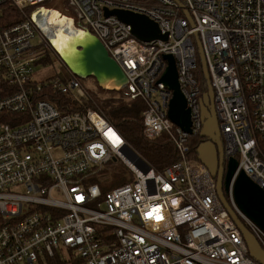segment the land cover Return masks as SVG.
I'll return each instance as SVG.
<instances>
[{
	"label": "built area",
	"instance_id": "obj_1",
	"mask_svg": "<svg viewBox=\"0 0 264 264\" xmlns=\"http://www.w3.org/2000/svg\"><path fill=\"white\" fill-rule=\"evenodd\" d=\"M46 1L0 0V264H37L55 255L66 264H261L218 200L214 178L188 158L186 141L202 128L198 40L223 158H235V175L244 171L264 190V0H180L183 9L173 0H66L73 19L124 72L123 96L145 102L144 136L166 133L173 141L179 160L163 170L139 155L132 160L100 110L45 98L88 97L65 67L63 75L34 77L49 49L34 17ZM7 2L20 21L1 22ZM104 8L145 14L167 40H137ZM165 54L175 59L190 133L167 117L171 91L159 82ZM114 159L128 170V182L105 192L87 183ZM236 211L264 249V232Z\"/></svg>",
	"mask_w": 264,
	"mask_h": 264
},
{
	"label": "water",
	"instance_id": "obj_2",
	"mask_svg": "<svg viewBox=\"0 0 264 264\" xmlns=\"http://www.w3.org/2000/svg\"><path fill=\"white\" fill-rule=\"evenodd\" d=\"M179 7L184 5L179 0H173ZM185 15L193 24L187 11ZM105 16H115L131 28V34L139 41L167 40V34L161 33L157 23L146 15L127 9L104 8ZM76 28L71 32H62L58 46L50 41L44 33L45 39L59 56L66 68L80 79L94 78L99 87L111 91H121L127 79L120 66L109 55L106 48L84 25L75 22ZM60 35V34H59ZM196 36V34H195ZM197 48L201 62L203 76L207 83V90L200 100V114L202 128L199 136L203 140L195 149L196 158L209 171L215 180L217 197L229 217L239 229L246 244L249 255L257 262L264 264V249L249 229L243 224L233 207L226 200L225 193L231 192L236 208L257 227L264 232V190L254 183L244 171L236 175L237 161L231 157L227 161L223 158L222 142L217 118L213 106V91L208 81V72L200 42ZM166 66L159 82L171 91L168 103L167 117L183 132H191L190 110L180 91L175 59L172 54H165Z\"/></svg>",
	"mask_w": 264,
	"mask_h": 264
},
{
	"label": "trees",
	"instance_id": "obj_3",
	"mask_svg": "<svg viewBox=\"0 0 264 264\" xmlns=\"http://www.w3.org/2000/svg\"><path fill=\"white\" fill-rule=\"evenodd\" d=\"M57 2L63 3L67 7L66 0H57ZM68 8V7H67ZM2 20L3 24H11L21 20V15L19 11L7 2L2 8ZM48 55L41 59L43 64L48 63ZM200 69V66H199ZM200 73V86L201 92L204 93L207 90V83L203 77H201L202 70H198ZM82 82V80L80 79ZM88 90V89H87ZM103 92H107L105 96L100 97L97 93L89 91V98H83L81 102L76 103L71 100L70 96L66 95H47L45 98L51 102L61 103L66 101L69 103L71 109H80L84 110L87 108L98 109L100 110L108 121L114 126V128L119 132L123 139L132 147V149L139 154L149 166L156 170H162L168 165L177 162L179 160V153L171 140V138L166 134L162 133L155 138H146L143 136L142 129V119L141 112L145 108V104L141 99H126L118 93L100 89ZM203 140L199 136L190 135L186 141L188 148L187 156L188 158L196 160L195 149L197 145ZM113 164V163H111ZM110 164V165H111ZM119 165V164H114ZM113 165V166H114ZM116 167V166H114ZM112 173L106 177L104 176H93L89 178V183L98 182L99 188L102 192L109 190L110 188L128 182L129 179H121L123 173L126 176V168L121 165L123 168H114ZM226 200L228 196L225 193ZM37 264H66L65 260L59 255L53 257H45L44 260L39 261Z\"/></svg>",
	"mask_w": 264,
	"mask_h": 264
},
{
	"label": "bare ground",
	"instance_id": "obj_4",
	"mask_svg": "<svg viewBox=\"0 0 264 264\" xmlns=\"http://www.w3.org/2000/svg\"><path fill=\"white\" fill-rule=\"evenodd\" d=\"M180 1V0H179ZM181 2V1H180ZM182 3V2H181ZM42 6H45V7H39V9L34 13V17H35V15H40V17H35V20H36V22L38 23V25L41 27V29H42V31L43 32H45V34L47 35V36H49V38H50V41H52L53 43H54V45H56V47L58 46V43L59 42H61V39H62V36H61V33L62 32H71V31H73L76 27H75V24H74V21L73 20H75V19H73L74 18V16L73 15H68V14H66V13H60V12H58V11H55V10H53V11H50L49 9V7L48 6H46V5H44V3H43V5ZM68 6V5H67ZM68 8L70 9V10H72L69 6H68ZM183 9V8H182ZM132 11V10H131ZM49 12H52L53 14H54V17H58V18H53L54 20H50L49 21V18H48V16H47V13H49ZM73 12V11H72ZM135 12V11H134ZM74 14V13H73ZM143 14V13H142ZM145 15V14H144ZM66 16H71V17H66ZM186 16V15H185ZM148 17V16H147ZM57 19H58V21H57ZM188 19V18H187ZM56 20V21H55ZM75 21H78V20H75ZM56 22V23H55ZM158 25V24H157ZM159 27V26H158ZM60 34V35H59ZM94 35V34H93ZM44 38H45V36H44ZM46 40V39H45ZM47 41V40H46ZM48 43V42H47ZM49 44V43H48ZM198 49V48H197ZM49 52H52V53H54V55H55V57H56V59L57 60H59L60 61V63L66 68V66L63 64V62L61 61V59L59 58V56L55 53V51H53V49L51 48V46L49 45V49L48 50H46L45 51V53H44V57L46 56V55H48L49 56ZM198 53H199V51H198ZM44 57H42V59L44 58ZM199 59H200V57H199ZM115 61V60H114ZM116 62V61H115ZM117 63V62H116ZM47 64V63H46ZM200 67H201V62H200ZM121 68V67H120ZM165 69V68H164ZM201 70H202V68H201ZM71 72V71H70ZM72 73V72H71ZM73 74V73H72ZM203 74V73H202ZM74 75V74H73ZM75 76V75H74ZM52 77V76H51ZM75 77H77V76H75ZM204 77V76H203ZM47 78H50V77H46V78H42V79H47ZM78 79H79V81H80V78L79 77H77ZM42 79H39V80H42ZM205 79V78H204ZM209 81V80H208ZM80 83L82 84V82L80 81ZM82 86H83V84H82ZM211 87V86H210ZM123 90H124V88L121 90L122 91V96H123ZM181 91V90H180ZM87 92H88V90H87ZM203 94V93H202ZM124 97V96H123ZM202 97V96H201ZM87 98H89V92H88V97ZM125 98V97H124ZM83 99V98H82ZM144 102V101H143ZM169 103V102H168ZM144 104H145V102H144ZM145 107H146V104H145ZM145 109V108H144ZM141 119H142V117H141ZM142 125H143V121H142ZM142 133H143V129H142ZM143 136H144V134H143ZM145 137V136H144ZM147 138V137H146ZM221 139V138H220ZM123 141H124V145H123V147H127V148H130L131 150H132V156H131V158H132V160L136 157V156H138L139 154H137L132 148H131V146L123 139ZM222 142V141H221ZM223 149V148H222ZM140 156V155H139ZM197 160V159H196ZM114 162H116V161H120L119 159H114L113 160ZM198 161V160H197ZM200 162V161H199ZM120 163H121V161H120ZM122 164V163H121ZM202 164V163H201ZM164 169V168H163ZM162 169V170H163ZM89 180V179H88ZM87 180V183L88 184H98V182H92V183H89V181ZM124 184V183H123ZM123 184H120V185H116V186H114V187H120V186H122ZM114 187H112V188H114ZM112 188H110V189H112ZM109 189V190H110ZM216 190V189H215ZM108 191V190H107ZM229 193H231L230 191H228L226 194H227V196H228V200H229V204L233 207V209L235 210V212L237 213V211H236V209L234 208V206L232 205V203H231V201H230V197H229ZM217 195V194H216ZM231 197H232V195H231ZM218 198V197H217ZM219 200V199H218ZM232 201H233V199H232ZM234 204V203H233ZM222 205V204H221ZM236 207V206H235ZM238 210V209H237ZM226 211V210H225ZM239 211V210H238ZM228 214V213H227ZM237 215L239 216V214L237 213ZM239 218L241 219V221L243 222V224L245 225V222H244V220L239 216ZM231 219V218H230ZM246 226V225H245ZM247 227V226H246Z\"/></svg>",
	"mask_w": 264,
	"mask_h": 264
},
{
	"label": "rangeland",
	"instance_id": "obj_5",
	"mask_svg": "<svg viewBox=\"0 0 264 264\" xmlns=\"http://www.w3.org/2000/svg\"><path fill=\"white\" fill-rule=\"evenodd\" d=\"M44 5H46V6H54L55 8L59 9L61 12H64V13H66L68 15H73L74 16L72 10L67 8L68 6L66 7L63 3L57 2L56 0L46 1L44 3ZM47 16L49 18V21L50 20L51 21L54 20L53 18H55V19L58 18V17H54V14L52 12L47 13ZM35 17H40V15H35ZM67 17H71V16H67ZM58 19H57V21H58ZM73 21H74V24H75L76 21L75 20H73ZM75 27H76V25H75ZM38 39L39 38L36 37L34 40H32V44L33 45L36 44ZM48 57H49V59H48V63L47 64H43L42 61L40 60V62L36 65L35 74H34V77L36 79L51 77V76H54L55 74H57V75L65 74L66 69L60 63V61L56 59L54 53L49 52V56ZM81 80H82L83 87L86 90L88 89L89 91L97 93L100 97H103V96L107 95L106 94L107 92H103V91L100 90V89H103V88L98 86V84H97V82H96V80L94 78H87V79H81ZM114 92L118 93L119 95L122 94V91H118V92L114 91ZM114 164H119V165H114ZM113 165L116 166V167H114ZM113 167L114 168H119V167L123 168V167H121L120 161H116V162L113 161V164H111V165H104L103 169L100 170L96 174V176H104V177L107 178V176H109L112 173ZM126 172H128V170H126ZM122 175H123V177H121V179H124L126 181V179L128 177H126L124 173Z\"/></svg>",
	"mask_w": 264,
	"mask_h": 264
},
{
	"label": "crops",
	"instance_id": "obj_6",
	"mask_svg": "<svg viewBox=\"0 0 264 264\" xmlns=\"http://www.w3.org/2000/svg\"><path fill=\"white\" fill-rule=\"evenodd\" d=\"M57 1V0H56ZM50 9V11H53V10H55V11H58V12H60V13H64V12H61L59 9H57V8H55L54 6H48ZM67 17V16H66ZM42 79V78H41Z\"/></svg>",
	"mask_w": 264,
	"mask_h": 264
}]
</instances>
